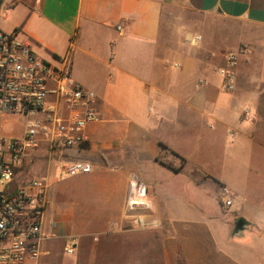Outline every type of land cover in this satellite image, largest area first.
<instances>
[{"label":"crops","instance_id":"0c3cea01","mask_svg":"<svg viewBox=\"0 0 264 264\" xmlns=\"http://www.w3.org/2000/svg\"><path fill=\"white\" fill-rule=\"evenodd\" d=\"M3 2L6 31L98 97L82 146L34 151L14 176L11 187L48 181L38 264H264V181L251 180L248 147L261 142L240 118L238 84L221 88L229 51L183 15L264 26V0ZM61 160L92 170L58 178ZM26 172L36 175L18 180ZM138 185L145 228L127 208ZM247 186L258 188L248 196Z\"/></svg>","mask_w":264,"mask_h":264},{"label":"built area","instance_id":"2783aa9c","mask_svg":"<svg viewBox=\"0 0 264 264\" xmlns=\"http://www.w3.org/2000/svg\"><path fill=\"white\" fill-rule=\"evenodd\" d=\"M1 1V0H0ZM121 24L117 25V29ZM200 35L189 43L196 45ZM237 53L225 54V64L218 68L221 88L235 89ZM197 81V85L202 84ZM97 94L71 78L67 66L58 68L39 56L31 42L18 32L0 30V182H11L32 152L46 148L80 147L87 141L86 126L100 119ZM249 106L241 107L242 119L249 118ZM24 117V131L17 136L4 132L7 117ZM92 170L83 160H61L57 164L58 178ZM48 181L45 177L0 191V264H38L43 237V213L47 205ZM144 187L127 197L131 223L145 228L151 222L136 212L146 205L142 200ZM231 199L225 204L230 205ZM133 211V212H132ZM74 243L64 246L68 255L74 253Z\"/></svg>","mask_w":264,"mask_h":264},{"label":"rangeland","instance_id":"374dc122","mask_svg":"<svg viewBox=\"0 0 264 264\" xmlns=\"http://www.w3.org/2000/svg\"><path fill=\"white\" fill-rule=\"evenodd\" d=\"M7 8L4 2L0 5V30L3 31H6L5 28L9 21L3 18ZM16 13L14 11L11 17H14ZM177 14L176 12L173 16ZM183 15L197 26L205 28L207 41L210 45L221 43L224 53L227 51L237 53L235 71L237 68L239 72L236 76L235 88L237 83L238 90L246 97L243 102L244 106H249L251 109L249 118L246 120L255 125L256 138L261 142L259 144L254 141L248 146L251 180L264 181V26L223 21L187 12H184ZM251 101H255V105H252ZM240 118L242 119V117ZM24 126V117L10 116L4 126V132L17 136L22 133ZM28 159L26 158V162ZM33 174L36 175L34 172ZM33 174L28 172L20 174L18 180L34 176ZM14 183L15 180L10 183L0 182V191L11 187ZM247 188L250 190L247 191V194L251 196L254 193L253 188L257 189L258 187L247 186ZM186 194L200 195L203 193L201 190L191 189L187 186Z\"/></svg>","mask_w":264,"mask_h":264},{"label":"water","instance_id":"95a60500","mask_svg":"<svg viewBox=\"0 0 264 264\" xmlns=\"http://www.w3.org/2000/svg\"><path fill=\"white\" fill-rule=\"evenodd\" d=\"M0 202H1V195H0ZM244 224V220L242 218L238 219L235 225L236 229H240Z\"/></svg>","mask_w":264,"mask_h":264}]
</instances>
